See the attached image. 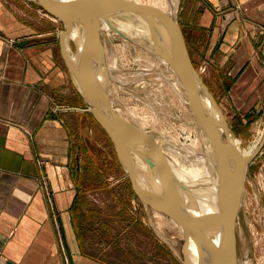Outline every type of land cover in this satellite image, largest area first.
I'll return each mask as SVG.
<instances>
[{"label":"crops","instance_id":"0c3cea01","mask_svg":"<svg viewBox=\"0 0 264 264\" xmlns=\"http://www.w3.org/2000/svg\"><path fill=\"white\" fill-rule=\"evenodd\" d=\"M22 1L0 0V264H68L64 240L74 264H136L139 221L111 142L66 66L58 21ZM198 6L228 105L252 121L264 107V0Z\"/></svg>","mask_w":264,"mask_h":264},{"label":"water","instance_id":"95a60500","mask_svg":"<svg viewBox=\"0 0 264 264\" xmlns=\"http://www.w3.org/2000/svg\"><path fill=\"white\" fill-rule=\"evenodd\" d=\"M37 1L62 24L57 36L66 66L88 103L91 117L111 142L116 159L140 203L146 210L169 217L180 228L185 240L191 238L195 242L200 264H237L236 224L244 177L248 162L264 143V135L253 155L243 160L228 141L226 132L223 141L221 128L227 130L225 120L193 65L179 23L167 12L133 0H114L109 4L97 0ZM146 26L144 35L157 43L163 39L165 51H150L165 61L185 91L199 138H203L200 142L213 158L219 179L220 209L216 229L182 195V191L188 190L187 185L171 174L162 151L152 142L151 133L121 117L110 101L109 74L100 34L114 32L147 48L136 40ZM70 42L75 45L73 59L67 52ZM202 97L207 99L213 112L206 109ZM144 165L152 177L142 176ZM153 179L158 181V189H154ZM64 246L68 264H74L65 240ZM183 262L188 264L185 248Z\"/></svg>","mask_w":264,"mask_h":264},{"label":"rangeland","instance_id":"374dc122","mask_svg":"<svg viewBox=\"0 0 264 264\" xmlns=\"http://www.w3.org/2000/svg\"><path fill=\"white\" fill-rule=\"evenodd\" d=\"M9 1L24 4L22 0ZM138 1L166 6L165 12L182 29L193 65L221 110L227 131L239 138L244 147L259 139L258 147L264 135V107L249 122L233 115L225 97L227 74L220 72L217 60H211L208 33L198 29V0H165L166 4L164 0ZM41 12L42 19L50 15L43 7ZM26 14L27 20L31 21V14ZM45 25L43 20L42 28L47 27ZM58 25L62 28L60 21ZM100 41L109 74V97L115 111L130 123L151 133L169 156L187 164L199 163L197 156L204 157L205 149L200 142L186 93L180 84L173 83L176 77L169 66L159 55L117 33L101 32ZM67 48L69 54L73 55L75 45L70 42ZM213 110L210 109L211 112ZM221 134L225 141L224 132ZM106 142L111 162L117 165L116 176L120 175L121 193L132 195V207L139 221L138 247L136 253L132 250V263L184 264V240L180 228L162 213L145 209L133 193L124 170H117L119 164L115 153L108 140ZM202 183L198 188L211 186ZM236 254L237 264H264V143L247 165L236 224Z\"/></svg>","mask_w":264,"mask_h":264},{"label":"bare ground","instance_id":"6f19581e","mask_svg":"<svg viewBox=\"0 0 264 264\" xmlns=\"http://www.w3.org/2000/svg\"><path fill=\"white\" fill-rule=\"evenodd\" d=\"M97 1L104 3V4H109V3L113 2L114 0H97ZM136 2H139V1L136 0ZM164 4H166V1L164 2ZM150 6H154V7L158 8L159 10L165 12V7H166L165 5L160 6V5L153 4ZM146 31H147V26H146V28H143V32L138 34L136 40L138 42L140 41V43H144V45H146V47L149 48V51H150V49L151 50L157 49V50L165 51V44H164L163 39L161 38L159 43H157L156 41H153L151 38H149L147 35H144V34H146ZM79 46H80V44H79ZM69 57L71 59H73L75 57V54H73V55L69 54ZM162 61L165 62L163 59H162ZM173 83L175 85L176 84L179 85V82L177 79ZM175 87H177V86H175ZM202 98H203V102L205 104L206 109L210 110L211 106H210L209 102L207 101L206 98H204V97H202ZM222 132H226V134L229 133L226 129L221 128V133ZM230 136L232 137V138H230V143L233 146V148L238 151L239 157L241 160H243L245 157H251L253 155L254 150L257 147V143H258L259 139L255 140L250 146L244 147L239 138L234 137L231 134H230ZM200 141L203 142L202 137H200ZM152 142H153L155 147H157L160 151H162V153H163L162 158H163L164 162L166 163L168 169L170 170L171 174L175 178L182 181L185 185H187L188 190L182 191L181 192L182 195H184L186 199H188L191 203H193V205H195V207L198 209V211L203 214V216L208 221V223L211 225V227L213 229H216L218 227V226H216V222L219 218L220 206H219V196L217 193L216 177L211 172L210 165H209V163H210L212 166H214L213 165L214 161H213V158H212L210 152L208 151V149L205 147L204 157H203V155L197 156L199 163L194 164L193 162H191V163L187 164L183 161L178 160L177 158H175L173 156H169L167 154V152L162 150L161 147L159 146V140L157 138H152ZM195 148H197V147H195ZM167 156H169L170 158ZM193 157H194V155H193ZM205 160H207L208 163H205ZM143 171H144V174L142 176L145 179L147 176H149V178L152 177L151 171L145 165L143 166ZM202 182H206V183L210 182L213 185L210 188H208V187L204 188V189L198 188L200 183L203 184ZM153 183H154V185H153L154 189H158L159 188L158 181L153 179ZM155 213H157V212H155ZM184 248L186 250L188 264H200L199 263V251L195 245V242L191 238L186 239L184 241Z\"/></svg>","mask_w":264,"mask_h":264},{"label":"flooded vegetation","instance_id":"af4514ba","mask_svg":"<svg viewBox=\"0 0 264 264\" xmlns=\"http://www.w3.org/2000/svg\"><path fill=\"white\" fill-rule=\"evenodd\" d=\"M226 134V133H225ZM226 137H227V139H228V141L230 142V138H232L231 136H230V134L229 133H227L226 134ZM223 139V138H222ZM205 163H208L207 162V160H205ZM209 165H210V170H211V172L214 174V176L216 177V185H217V193H218V196H219V179H218V175H217V173H216V170H215V168L209 163ZM206 183V182H205ZM208 184H211V186H209V188L210 187H212V183H208ZM183 240H184V237H183Z\"/></svg>","mask_w":264,"mask_h":264}]
</instances>
